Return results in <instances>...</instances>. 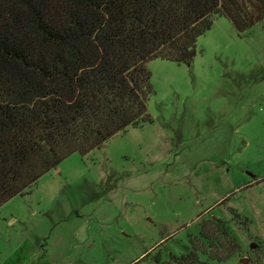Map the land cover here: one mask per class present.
I'll return each mask as SVG.
<instances>
[{"label":"rangeland","instance_id":"rangeland-1","mask_svg":"<svg viewBox=\"0 0 264 264\" xmlns=\"http://www.w3.org/2000/svg\"><path fill=\"white\" fill-rule=\"evenodd\" d=\"M196 49L148 62L152 123L1 205L0 264H164L210 217L241 246L216 264H264V18L240 35L218 16Z\"/></svg>","mask_w":264,"mask_h":264},{"label":"trees","instance_id":"trees-1","mask_svg":"<svg viewBox=\"0 0 264 264\" xmlns=\"http://www.w3.org/2000/svg\"><path fill=\"white\" fill-rule=\"evenodd\" d=\"M218 16L241 35L264 18V0H0V207L72 153L152 123L148 62H192ZM240 251L227 222L210 217L164 264Z\"/></svg>","mask_w":264,"mask_h":264},{"label":"water","instance_id":"water-1","mask_svg":"<svg viewBox=\"0 0 264 264\" xmlns=\"http://www.w3.org/2000/svg\"><path fill=\"white\" fill-rule=\"evenodd\" d=\"M253 244H254V243H253ZM253 244H252V247L254 246ZM242 262H243L244 264H247V261H246L245 258L242 259Z\"/></svg>","mask_w":264,"mask_h":264}]
</instances>
